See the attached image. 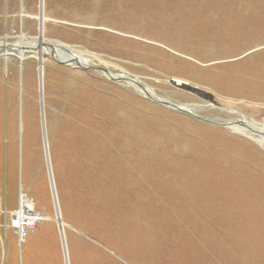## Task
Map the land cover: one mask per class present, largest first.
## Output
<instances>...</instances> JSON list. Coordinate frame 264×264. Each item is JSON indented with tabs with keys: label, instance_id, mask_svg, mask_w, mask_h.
Returning a JSON list of instances; mask_svg holds the SVG:
<instances>
[{
	"label": "rangeland",
	"instance_id": "rangeland-1",
	"mask_svg": "<svg viewBox=\"0 0 264 264\" xmlns=\"http://www.w3.org/2000/svg\"><path fill=\"white\" fill-rule=\"evenodd\" d=\"M41 2L0 0V46L24 33L89 68L28 54L21 72L0 51V264H264V135L100 71L264 132L244 108L264 107V0ZM19 190L44 216L21 246Z\"/></svg>",
	"mask_w": 264,
	"mask_h": 264
},
{
	"label": "bare ground",
	"instance_id": "bare-ground-1",
	"mask_svg": "<svg viewBox=\"0 0 264 264\" xmlns=\"http://www.w3.org/2000/svg\"><path fill=\"white\" fill-rule=\"evenodd\" d=\"M42 5L43 4H42V2L40 0V6H42ZM22 13H21V16L22 17L25 16V14L24 13L22 14ZM41 13H42V11H41ZM18 40L19 41H18V43L16 45H10L8 43H3L0 46V51L5 56V64H6L7 61H8V55H11L13 53V51L15 50L17 52V58L19 60V70L21 72H22V68H23V66L25 64L24 60L26 59L28 54L33 55V56H35V55H43L44 57L51 58V60H53L56 63H58L57 61L64 60L65 63H69L70 65H72L74 67H78V68H87L89 66V59L84 57V56H82V54H80L81 52H79L78 50L73 49L72 47H70L67 44L60 43V42H52L54 44V46L57 45V46H61L62 47L61 49L56 50V52H52L49 48H45L43 46L44 43H34V42H32V44H30L29 41H28L27 36L24 33H21L18 36ZM45 44H48V43H45ZM55 49H57V48H55ZM126 75H128V74H125V73H123L121 71L118 72L117 74H109V73H108V75L106 74V76H108V77H113L114 78L116 76L117 78L122 79L123 81H125V83L128 86H130L132 89H134L135 91L139 92L143 96L147 95V96H151L153 98H156L147 88H145L140 82H138L135 79V77H133L131 75H128L131 78V80H129V79H127ZM133 79H135L136 81L134 82ZM139 85L143 86L144 88H141ZM261 95H262L261 97H264L263 96L264 94H261ZM156 99H159V98H156ZM160 100H163V99H160ZM164 101H166V100H164ZM176 105H178V107H180L181 109L185 110L189 114L196 115L192 111H189L187 106L179 105V104H176ZM244 108L252 110V111H256L258 108H264V107H258L257 105H248V104L245 103L244 104ZM232 114L233 113H231V116H232ZM241 115L242 114H239V118L242 117ZM40 116H41V114H40ZM217 119H218V117H217ZM235 120H237V119H235ZM211 121H213V120H211ZM226 121H230V120L227 119ZM226 121H224V122H226ZM227 128L230 129V130H234L237 133L239 132L242 135H244L246 133L248 135L247 137H249L252 140L253 139H257L255 137V134L262 133L264 135V132H262L261 130H258V129H260L259 127H255V128L253 127L254 129L252 128V129L246 130V129H243L242 127H239L237 124L235 125V123H234V124H228ZM246 134H245V136H246ZM262 141H264V139L256 140V142L260 143V144L262 143ZM44 150H45V154L44 155H48V145H47V143H46V148ZM102 164H103V162H102ZM50 170H51V166H50ZM52 179H53V175H52Z\"/></svg>",
	"mask_w": 264,
	"mask_h": 264
},
{
	"label": "built area",
	"instance_id": "built-area-1",
	"mask_svg": "<svg viewBox=\"0 0 264 264\" xmlns=\"http://www.w3.org/2000/svg\"><path fill=\"white\" fill-rule=\"evenodd\" d=\"M44 220V216L34 208L31 199L22 190L18 193V205L9 213V227L16 232L18 245L24 242L35 226Z\"/></svg>",
	"mask_w": 264,
	"mask_h": 264
},
{
	"label": "water",
	"instance_id": "water-1",
	"mask_svg": "<svg viewBox=\"0 0 264 264\" xmlns=\"http://www.w3.org/2000/svg\"><path fill=\"white\" fill-rule=\"evenodd\" d=\"M41 11H42V7L39 6V13H41ZM40 28H41V24L39 22L38 36L41 35V29ZM43 46L45 48H49L52 52H56V50H59V49L62 48L61 46H57V45L54 46L53 43H50V44H45L44 43ZM55 48H57V49H55ZM57 62L59 64H66L64 60L57 61ZM87 68H89V67H87ZM100 71L103 72L105 75L106 74L108 75V73H109V71L106 70V69H101ZM110 79L111 80H115V81L117 80V79H115L113 77H110ZM140 87L141 88H144L143 86H140ZM39 92H40V102H41V107H42V101H41L42 100V97H41V95H42V85L41 84H39ZM145 97L148 98L149 100H151L152 102L157 103V104H160V105H162L164 107H167V108H169L171 110H174V111H177V112H181V113H185V114H189L188 112H186L185 110L181 109L180 107H178V105H176V104H174L172 102L164 101V100H160V99H156V98H153V97L147 96V95H145ZM189 115L194 116V117H196V118H198V119H200V120H202L204 122H208V123H211V124L224 126L226 128L228 127V124L227 123H216V122H213L211 120L203 119V118H201V117H199L197 115H193V114H189ZM42 128H44L43 113H42ZM42 131H43L44 149H45L46 148V137H45L44 129ZM45 159H46V164H47V171H48L49 180H50V182H52V173H51V170H50V161H49L48 155H45ZM52 197H53V201H54V207H55L56 215H57V217H59L60 216V213H59V209H58V202H57V199H56L55 192L52 194ZM58 231H59V236H60L62 251H63V255H64V262H65L66 257H67V254H66V250L64 248V238H63V234H62V227L61 228L58 227Z\"/></svg>",
	"mask_w": 264,
	"mask_h": 264
},
{
	"label": "crops",
	"instance_id": "crops-1",
	"mask_svg": "<svg viewBox=\"0 0 264 264\" xmlns=\"http://www.w3.org/2000/svg\"><path fill=\"white\" fill-rule=\"evenodd\" d=\"M3 254V255H2ZM1 257L3 258L4 257V255H5V251H2V253H1ZM1 257H0V262H1Z\"/></svg>",
	"mask_w": 264,
	"mask_h": 264
}]
</instances>
